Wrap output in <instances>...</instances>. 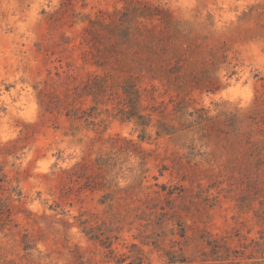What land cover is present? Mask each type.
I'll use <instances>...</instances> for the list:
<instances>
[{"label": "rangeland", "instance_id": "374dc122", "mask_svg": "<svg viewBox=\"0 0 264 264\" xmlns=\"http://www.w3.org/2000/svg\"><path fill=\"white\" fill-rule=\"evenodd\" d=\"M131 256L264 264V0H0V264Z\"/></svg>", "mask_w": 264, "mask_h": 264}, {"label": "trees", "instance_id": "16d2710c", "mask_svg": "<svg viewBox=\"0 0 264 264\" xmlns=\"http://www.w3.org/2000/svg\"><path fill=\"white\" fill-rule=\"evenodd\" d=\"M129 20V18L123 20L124 22H127ZM124 23H121V26L118 27L119 29V33L118 35L121 38H126L129 39V37L133 34L130 33V26H122ZM116 25V24H115ZM115 25L113 26V29L115 27ZM125 25V24H124ZM101 65V64H100ZM115 70H120L122 72H125V70L123 68H114ZM109 73V72H108ZM116 76V73L114 72L112 74V77ZM107 78L104 77V79L101 76H93V78L90 81L85 82L84 86L85 88L83 90H85L88 94L93 96V100H98L99 98L101 99L100 96H104L107 93H109L110 91H112L113 87H120L123 93L122 99L120 100L121 103H123L124 98H125V102L124 104L126 105L127 103H129V105L131 106L127 111L125 112H121L124 114V116L122 117L123 119H134L136 118L137 120V124L141 125V126H147L149 124V121L145 120L144 116H142V114L137 113L135 111V107L138 104V102L140 101L141 98V91L138 90L136 88V84L134 83L133 79L130 76L125 77L121 82L117 81V82H112L110 84H108L107 82ZM81 91L78 92H74L75 96H81ZM112 95V94H111ZM161 131L158 130V134H161V132H169L171 128H166L165 125H161ZM143 137V135H142ZM99 160V159H98ZM98 163H100L98 161ZM101 164V163H100ZM92 176V175H91ZM94 228L91 227L89 229L84 228L83 232H85V234L87 236H89L91 239L95 240H99L101 241L102 245H104L105 247H107L108 249H110V255H108V261L112 260L113 257L111 254L114 253V250L111 248L112 242L108 239V237H106L105 239L100 238V234H96L94 233ZM209 244H211V242H208ZM28 242H25V248H28ZM229 248H227L226 251H228ZM218 252L217 248H212L211 249V253L212 254H216ZM121 258H118L116 260L117 263H122L124 261H126V259H128V256H124L121 255ZM132 258L129 260L128 264H140L143 261V257L137 256H131ZM179 258L176 257H172L171 258V262H186V259L183 256H178ZM229 258V254H227L226 256L224 255H218L216 259L218 260H224V259H228ZM204 261H206V259H204ZM76 264H82L80 258L78 257V260L76 261Z\"/></svg>", "mask_w": 264, "mask_h": 264}]
</instances>
